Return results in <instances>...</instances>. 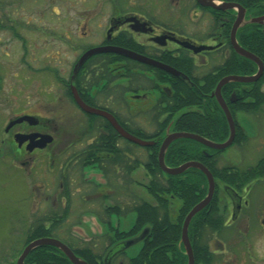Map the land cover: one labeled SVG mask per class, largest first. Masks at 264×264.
<instances>
[{"label":"flooded vegetation","instance_id":"af4514ba","mask_svg":"<svg viewBox=\"0 0 264 264\" xmlns=\"http://www.w3.org/2000/svg\"><path fill=\"white\" fill-rule=\"evenodd\" d=\"M106 1L103 0L102 3ZM213 1L224 8L206 6L198 0H126L125 3L121 0H108L106 3L113 2V7L116 5L118 9L109 10L113 13L111 12L105 18L106 25L103 26L105 32H100L102 27L100 24L97 26L99 29L96 32L88 29L85 33L88 44L83 53L94 47H103L106 51L89 56L77 72H74L73 68L69 84L65 87L64 98L71 105L74 115L80 116L77 129L71 135L59 137L62 130L61 125L55 124L54 119L41 114H13V117L9 119V125L7 124L8 126L3 132L5 134L0 139L1 145L6 144L2 150L3 158L13 159L14 166L28 174L39 168H47L49 175H52L54 180L57 179L52 193L48 191L47 184L46 186L34 184L32 188L34 189L33 193L37 192L45 196V199L43 197L44 201H52L53 210L58 207L62 208V215L54 214L55 220L61 221V223L56 225L52 232L53 235L62 231L61 224L64 222L69 224L72 221L73 206H77L79 209V212L74 216L77 222L71 224L69 232L65 231L64 234L69 243H63L68 247L69 244L79 248L91 247L95 252L103 253L104 257L105 254L111 252L112 256L109 257L106 264H137L128 262V259L137 255L143 245L147 243V251L151 258L153 252L166 250L167 253L172 254L178 249L180 264L188 263V255L182 239L184 220L188 212L205 198L207 192L182 217L179 239L176 242L164 240L160 244L153 243L152 226L147 225L142 231L133 232L135 221L127 230H120L112 225L111 216H119L133 211L136 202L141 199L149 202L150 205L156 204L148 190L150 177L144 166L133 167L136 156L139 155L140 158L145 159L147 150L144 147L154 145L155 140L143 138L135 133L139 130L153 135L161 131L162 144L169 134L186 132L173 130L170 124L163 130L161 128L159 130L162 123L159 124L153 118L156 110L164 109L167 106L166 100L174 91L175 85L171 83V79L182 77L184 80H190L193 84L188 72L183 69L184 59H190L192 62L190 74H193L194 77H201L213 68L224 64L233 51L239 55L234 49L233 38L241 46L238 41L241 32L252 25L256 26L255 29L264 32V21H261L264 18V0ZM227 4L231 6L226 7ZM95 13H97L96 18L98 19L100 11ZM87 19L94 21V19ZM234 26L236 29L233 33ZM115 48L142 55L159 65L173 69L177 74L163 67L140 62L115 52ZM196 48H200V50L195 51ZM75 65L76 63H74V67ZM256 72L257 69L253 74ZM228 75L237 74H227L219 78L212 93L209 94L215 99V102H203L201 108L192 107L189 110L198 113L203 111L204 115L212 114L216 117L224 115L228 125L225 112L214 95L219 81ZM260 78L254 82L230 83L249 84L258 82ZM230 83L222 86L221 95L235 123L234 139L228 147L222 150L204 145L207 149L219 151V154L233 145L242 146L248 141L245 128L237 119L238 113L254 117L257 113H264V107H262L257 113L236 111L233 114L229 103H236L239 99L238 91L242 90V87L234 88L235 90L229 94L227 99L223 96L222 90ZM193 85L195 86V84ZM260 90L264 92V83L261 84ZM75 96L85 106L109 113L128 133L151 144L139 145L126 139L119 134L107 118L85 111ZM185 111L186 109H182L177 112L173 119H178ZM24 116L32 118L18 121ZM168 117L169 114L166 112L160 117V122ZM108 126L114 129L115 133L109 132ZM237 126L241 127L247 137L241 144H235ZM188 133L200 135L195 132ZM41 135L50 136V141L44 144ZM228 137L229 134L222 141L204 138L222 143ZM136 148L144 153L142 155L136 153ZM203 152L210 154L209 150ZM261 159H264V156L253 165L256 169L253 172V166L241 168L231 165L230 168H227L229 174L237 171L244 173L241 176L243 182L236 181L235 183L226 182L215 176L205 165L214 178V190L209 202L191 218L187 227L188 241L194 259L193 264H230L228 261L233 259L232 253H237L235 248L238 245L244 250L242 264H264V164H258ZM140 167L147 179L145 182H140L138 179L136 181L137 177L134 176L135 169ZM219 168L222 167L219 166ZM252 173L261 175L252 178ZM136 182L137 185L141 184L145 188L149 195L148 199H144L134 192ZM255 185H259L257 190H255ZM30 190L31 188L29 192ZM256 192H258V197L253 198ZM180 205L181 202L178 199H174L171 203L168 214L170 219L178 218ZM202 211H205L203 215L205 219L209 215V222L203 225L195 223L194 226H191L193 218ZM87 213L94 215L96 221L105 226L103 228L112 230L113 235L107 234L104 229L99 230L100 228L97 232H90L91 237H88V234L83 235L88 237L84 239L71 234V229L81 225L83 217ZM215 221L217 224L214 223ZM256 221L258 228H250ZM51 224L52 222L48 221L46 225L49 227ZM53 235L46 237L55 238ZM136 242L140 243L139 251L134 256H127L126 248ZM257 246L263 249L262 253L256 254L254 250ZM75 255L77 254L75 253ZM218 259L222 261L218 262ZM83 260L87 263L85 259Z\"/></svg>","mask_w":264,"mask_h":264},{"label":"rangeland","instance_id":"374dc122","mask_svg":"<svg viewBox=\"0 0 264 264\" xmlns=\"http://www.w3.org/2000/svg\"><path fill=\"white\" fill-rule=\"evenodd\" d=\"M102 1L0 0V139L13 114L38 113L52 118L55 124L61 125L59 137L71 135L77 129L80 116L74 115L71 105L64 98L65 87L69 84L74 63L88 44L85 33L88 29L96 32L99 24L102 25L100 32H105V18L112 12L109 10L118 9L116 5L113 7V2ZM98 11L100 16L97 19L95 12ZM237 119L245 128L248 141L242 146L233 145L222 151L217 159L218 166L246 168L264 156V113H257L255 117L238 113ZM4 145L0 143V264H15L26 233L37 224L46 223L48 215H62V208L53 210L51 200L44 201L45 196L33 193L34 184H47L48 191L53 192L57 179L49 175L47 168L33 170L30 174L17 169L13 159L3 158ZM135 150L141 155L144 153L140 149ZM134 176L136 181L147 180L142 167L135 169ZM258 187L255 185V190ZM30 188L32 191L29 192ZM134 189L140 197L149 198L141 184L136 182ZM257 197L258 192L253 195V198ZM77 212L79 209L73 206L72 221L61 224L62 231L53 235L56 239L69 243L64 234L69 232L71 224L77 222L74 217ZM135 218L133 210L119 216L112 215L111 222L115 228L127 230ZM253 224L250 228L257 229V221ZM103 227L94 215L87 213L82 224L71 229V234L84 239L100 228L113 235L112 230ZM87 234L88 237L83 236ZM139 248V242L130 244L126 248L127 256H134ZM235 249L237 253H232L234 257L228 263L242 264L244 250L239 245ZM254 251L260 254L263 249L257 246Z\"/></svg>","mask_w":264,"mask_h":264},{"label":"trees","instance_id":"16d2710c","mask_svg":"<svg viewBox=\"0 0 264 264\" xmlns=\"http://www.w3.org/2000/svg\"><path fill=\"white\" fill-rule=\"evenodd\" d=\"M255 28L256 26L252 25L241 32L238 41L242 47L255 54L264 65V32ZM183 67L184 71L188 72L187 74L191 77L195 86L191 84L190 80H184L182 77L171 79V83L175 86L172 95L166 100L167 106L164 109L156 110L153 117L159 124L162 123L159 130L160 128L163 130L170 124L173 130L195 132L215 141L225 140L229 134V128L224 115L220 117L213 116L212 114L204 115L203 111L198 113L197 111H190L189 109L192 107L201 108L203 102H215V99L210 97L209 94L212 93L221 76L227 74H253L257 69L256 64L250 59L237 55L233 51L224 64L213 68L201 77H194L193 74H190L192 71V62L190 59H184ZM262 83H264V72L258 82L249 84L230 83L224 87L222 92L223 96L227 99L229 94L235 90L234 88L238 86L242 87V90L238 91L239 99L236 103H229L230 110L233 114L236 111L257 113L261 110L264 105V92L260 90ZM182 109H186V111L178 119H173L174 115ZM166 112H168L169 117L160 122V117L165 115ZM171 122L173 123L171 124ZM108 130L111 133H115L114 129L109 126ZM135 134L143 138H152L155 140L154 145L144 147L147 150L145 159H141L139 155L136 156L133 167L144 166L147 175L150 177L148 190L152 194L156 204L150 205L149 202L142 201L143 199L136 202L134 207L136 220L132 230L133 232H140L144 227L150 225L152 226V236L154 237L153 243L160 244L164 240L176 242L179 239L182 217L195 203L205 196L207 192V180L204 174L196 168H189L177 175L164 173L159 167L157 158L159 146L163 139L161 131L153 135H148L145 132L137 130ZM245 138L247 137L241 130V127L237 126L235 144H241ZM208 150L210 154L203 152ZM218 154L219 151L207 149L204 145L193 139L178 138L167 148L164 160L169 167H174L190 160L201 161L215 176L220 177L222 180L229 183H235L236 181L243 182V178H241L244 175L243 172L227 173L229 171L227 168H230L231 165H224L221 166L222 168H219L217 163ZM258 164L263 165L264 159H261ZM255 170V166H253L252 172ZM235 175L236 177H234ZM260 175L258 173H252L251 176L255 178ZM174 199H178L181 205L177 214L178 218L176 217L175 220H172L168 214L170 213V206ZM204 213L205 211L198 213L193 218L191 226H194L195 223L203 225L209 222V215L205 219L203 217ZM55 219L54 214L48 215L46 218L47 222H52L49 227L46 225L47 222H41L29 230L23 239L22 247L18 249V255L30 241L40 237L52 236L56 225L61 223V221ZM214 223L217 224L216 221ZM69 247L78 256L85 259L88 264H106L109 261V257L112 256L110 252L109 254H105L104 257L103 253L95 252L91 247L79 248L73 247L72 244H69ZM179 256L178 249L172 254L167 253L166 250H162L153 252V257L151 258L147 251V243H145L138 254L129 258L128 262L137 264H145L147 262L148 264H180L181 260ZM24 264L73 263L59 249L51 246H40L26 256Z\"/></svg>","mask_w":264,"mask_h":264},{"label":"water","instance_id":"95a60500","mask_svg":"<svg viewBox=\"0 0 264 264\" xmlns=\"http://www.w3.org/2000/svg\"><path fill=\"white\" fill-rule=\"evenodd\" d=\"M198 1L201 4L206 5V6H212V7H216V8H224V7L217 5L213 0H198ZM225 6L230 7L231 5L227 4ZM261 21H264V18H262ZM235 29H236V26H234L233 33H234ZM233 46L239 55L244 56L245 58H248V59H250L256 63L257 72L255 74L249 75V76L228 75V76L222 78L215 88L214 95H215L218 103L221 105L222 109L224 110L227 121H228L229 129H230L228 139L222 143H216V142L210 141V140H208V139H206L200 135H197V134L188 133V132H175V133L169 134L163 140L161 147H160L159 154H158L159 166L167 174L177 175V174L184 172L188 168H196V169H199L202 173H204V175L207 178V182H208L207 195L205 196L204 199H202L199 203H197L188 212V214L186 215L185 220H184L182 239H183V242L185 244L186 252L188 255V263L187 264H193V262H194L193 255H192L191 248H190L189 241H188L187 227H188V224H189L191 218L198 211H200L202 208H204V206H206V204L209 202L210 198L212 197L213 190H214V178H213L211 172L208 170V168L204 164H202L198 161H187V162H184L177 167H168V166H166V164L164 162V154H165V151H166L168 145L171 143V141H173L174 139H177V138H190V139H193L195 141L202 143L203 145H205L209 148L218 149V150H222V149L228 147L232 143V141L234 139V135H235V123H234V120H233V118H232V116H231V114H230V112L226 106V103H225V101L221 95V88L223 85H225L226 83H230V82H254V81H257L263 72V63L256 55H254L250 51L239 46L234 38H233ZM198 50H200V48L195 49V51H198ZM104 51H106V49L103 47H94V48H91V49L85 51L77 60L76 65L74 67V72H77V70L82 66L83 62L89 56H91L92 54L100 53V52H104ZM114 51L119 52L121 54H124L130 58L136 59L140 62H144L147 64H153V65H156L159 67H163L164 69L177 74V72H175L173 69L166 67V66L159 65L158 63H156V62H154V61H152V60H150V59H148L142 55L135 54L133 52H130V51H127L124 49H116L115 48ZM75 98H76L77 102L80 104V106L85 111L90 112V113H94V114H98V115H101V116H104L105 118H107L108 121L112 124V126L119 132V134H121L126 139H128L132 142H135L139 145H150L151 144L148 141L142 140V139L128 133L126 130H124L117 123V121L109 113L102 111V110L89 108V107L85 106L82 102H80V100L76 96H75ZM29 118H32V117L24 116V117L20 118L18 121H21L24 119H29ZM41 137L44 140V144L50 141V136H48V135H41ZM40 246L57 247L66 255V257L71 261V263H73V264H87L83 259H81L77 255H75V253L66 244H64L63 242H61L55 238H51V237H40V238L34 239V240L30 241L29 243H27L24 246V248L22 249L21 253L18 255L15 264H24V259L26 258V256L32 250H34L35 248L40 247Z\"/></svg>","mask_w":264,"mask_h":264}]
</instances>
